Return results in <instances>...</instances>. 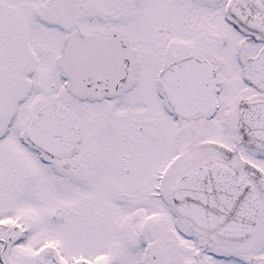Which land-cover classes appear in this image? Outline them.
<instances>
[{
	"label": "snow or ice",
	"instance_id": "1",
	"mask_svg": "<svg viewBox=\"0 0 264 264\" xmlns=\"http://www.w3.org/2000/svg\"><path fill=\"white\" fill-rule=\"evenodd\" d=\"M0 264H264V0H0Z\"/></svg>",
	"mask_w": 264,
	"mask_h": 264
}]
</instances>
